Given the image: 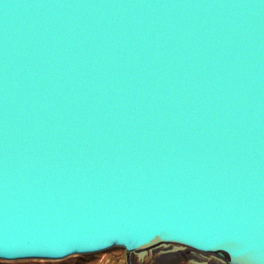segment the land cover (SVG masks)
Instances as JSON below:
<instances>
[{
    "label": "water",
    "instance_id": "95a60500",
    "mask_svg": "<svg viewBox=\"0 0 264 264\" xmlns=\"http://www.w3.org/2000/svg\"><path fill=\"white\" fill-rule=\"evenodd\" d=\"M163 242L264 264V0H0V258Z\"/></svg>",
    "mask_w": 264,
    "mask_h": 264
},
{
    "label": "rangeland",
    "instance_id": "374dc122",
    "mask_svg": "<svg viewBox=\"0 0 264 264\" xmlns=\"http://www.w3.org/2000/svg\"><path fill=\"white\" fill-rule=\"evenodd\" d=\"M184 248L185 250H190L188 249V247H184ZM135 252L127 254L124 246L114 244L103 249L79 252L80 254L69 253L66 255V258H63L64 256L58 258L29 256V257H21V258H8L2 260L5 262H9V261H20V259H46V261H58L59 264H141V263L195 264L193 262H190L183 255H179V256H173V255L171 256L169 254L160 255V254H156V252L155 253L148 252L147 255L145 256V260L143 261L141 259L142 257H140L139 259L138 253L135 254ZM198 253H202V252L199 251ZM138 259L139 261H137Z\"/></svg>",
    "mask_w": 264,
    "mask_h": 264
},
{
    "label": "bare ground",
    "instance_id": "6f19581e",
    "mask_svg": "<svg viewBox=\"0 0 264 264\" xmlns=\"http://www.w3.org/2000/svg\"><path fill=\"white\" fill-rule=\"evenodd\" d=\"M184 247H188V249L190 250H185ZM141 250V249H140ZM139 249L136 250L135 254L138 253ZM189 251V252H187ZM148 252L151 253H155L156 254H160V255H164V254H169V255H173V256H179V255H183L185 256L186 259H188L190 262H193L195 264H219V261L216 260L213 254L211 253H207V252H202V253H198L199 251H196L194 249H192L189 246H185L183 244H177V243H168V242H163V243H157L156 246L154 247H147L145 249L144 254H139V259L140 257H142L141 259L144 261L145 260V256L147 255ZM201 252V251H200ZM133 253V252H131ZM168 255V256H169ZM136 256V255H135ZM139 259L137 261H139ZM142 262V261H140ZM225 264H230L227 261H224ZM143 264V263H141Z\"/></svg>",
    "mask_w": 264,
    "mask_h": 264
},
{
    "label": "clouds",
    "instance_id": "9594fccd",
    "mask_svg": "<svg viewBox=\"0 0 264 264\" xmlns=\"http://www.w3.org/2000/svg\"><path fill=\"white\" fill-rule=\"evenodd\" d=\"M216 260L219 261V264H225L222 258L214 257ZM234 264H241V261L233 256ZM0 264H59L58 261H46V260H31V261H9L5 262L0 260Z\"/></svg>",
    "mask_w": 264,
    "mask_h": 264
},
{
    "label": "snow or ice",
    "instance_id": "6c2138e0",
    "mask_svg": "<svg viewBox=\"0 0 264 264\" xmlns=\"http://www.w3.org/2000/svg\"><path fill=\"white\" fill-rule=\"evenodd\" d=\"M70 253H72V254H80L79 252H77L76 249L70 250ZM63 258H66V255ZM2 259H8V258H0V260H2ZM31 260H46V259H20V261H31Z\"/></svg>",
    "mask_w": 264,
    "mask_h": 264
}]
</instances>
